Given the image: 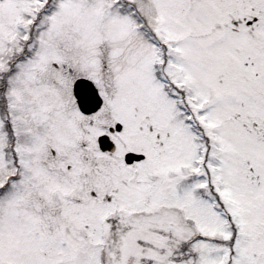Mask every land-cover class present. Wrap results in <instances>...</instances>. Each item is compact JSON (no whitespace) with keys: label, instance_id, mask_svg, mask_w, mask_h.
Segmentation results:
<instances>
[{"label":"snow or ice","instance_id":"obj_1","mask_svg":"<svg viewBox=\"0 0 264 264\" xmlns=\"http://www.w3.org/2000/svg\"><path fill=\"white\" fill-rule=\"evenodd\" d=\"M0 264H264V0H0Z\"/></svg>","mask_w":264,"mask_h":264}]
</instances>
